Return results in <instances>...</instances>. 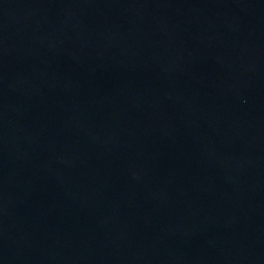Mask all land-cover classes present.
Wrapping results in <instances>:
<instances>
[{"label":"water","instance_id":"1","mask_svg":"<svg viewBox=\"0 0 264 264\" xmlns=\"http://www.w3.org/2000/svg\"><path fill=\"white\" fill-rule=\"evenodd\" d=\"M0 264H264V0H0Z\"/></svg>","mask_w":264,"mask_h":264}]
</instances>
